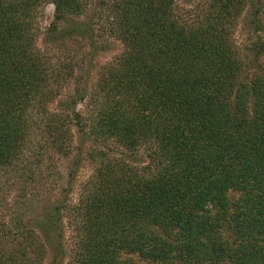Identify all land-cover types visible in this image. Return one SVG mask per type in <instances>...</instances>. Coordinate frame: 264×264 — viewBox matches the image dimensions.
Here are the masks:
<instances>
[{
	"label": "trees",
	"instance_id": "1",
	"mask_svg": "<svg viewBox=\"0 0 264 264\" xmlns=\"http://www.w3.org/2000/svg\"><path fill=\"white\" fill-rule=\"evenodd\" d=\"M43 1L50 0H0V179L23 155L31 129L25 114L51 98L46 65L29 48L24 24ZM51 1V31L59 33V21L80 15L87 4ZM208 4L205 15L195 17L178 12V0H113V25L129 48L107 67L112 101H96L86 131L76 105L88 93L77 85L60 102L61 113L73 114L50 117L45 129L39 127V162L44 148L68 151L70 124L80 128L81 142L92 136L130 150L155 141V158L142 172L127 169L126 160L96 167L85 183L81 213L71 222L78 234L72 236L69 264H264V74L250 72L228 27L245 0ZM252 15L259 36L251 47L255 60L264 52L263 21L260 10ZM66 29L88 33L92 56L99 50L93 25L76 21ZM40 111L46 113L39 107L34 113ZM28 171L30 178L19 179L25 192L28 183L41 181ZM2 190L0 181V212ZM67 196L47 202L31 226L18 218L0 226L1 241L14 234V247L0 251V264H36L32 254L43 256L53 242L58 251L50 264L61 263Z\"/></svg>",
	"mask_w": 264,
	"mask_h": 264
},
{
	"label": "rangeland",
	"instance_id": "2",
	"mask_svg": "<svg viewBox=\"0 0 264 264\" xmlns=\"http://www.w3.org/2000/svg\"><path fill=\"white\" fill-rule=\"evenodd\" d=\"M112 1L86 0L87 4L80 15H71L68 16V20L59 21V30L63 31L60 33L51 31L56 22V7L51 0L41 2L34 16L29 18L31 23L26 20L24 22L29 48L40 54L47 67L44 66V71L49 74L47 93L51 98L44 99L45 101H41L37 105L40 109L46 110L45 114L41 111L34 113L37 111V107L29 108L30 116L28 117L27 114L25 116L31 129L24 144L23 155L13 161L5 173H1L4 174L0 179L4 198L0 212V226H4V223L5 225L12 224V218L22 219L23 224L31 226L35 222V218L42 217L40 211H43L42 207L47 202L52 203L57 198H64L68 193V204L71 207L78 206L74 210L70 207L64 211L66 257L61 259L59 264H69L70 262L69 250L72 248V236L78 234L77 229L71 226V222L77 220V215L81 213L78 211L83 206L81 198L85 193V183L95 177L96 167L99 166V163L105 160L112 162L126 160L127 169L142 172L145 166L152 164L153 158H155L154 139L141 141L138 149L130 150L114 141H96L92 136L81 142L80 128L70 124L69 130L72 131V135L68 151L57 153L44 148L39 153L44 156L43 162L37 161L39 148L43 144V141L41 144L42 131L39 127L45 129V124L50 117L61 119L60 115L73 114L72 109L61 113L63 109L60 102L74 95L77 85L87 88L88 93L87 97L76 105V110L81 112L85 120L84 129L86 131H91L93 117L96 114L95 107L98 104L96 101L103 100L104 97H108L112 101L113 92L110 91L112 86L107 67L128 45H124L118 38L116 26L113 25L116 23H114L115 12L112 8ZM250 1L245 0V5L241 6L236 13L237 22L233 25L228 24V27L236 41L237 50L245 56L250 72L264 74V52L260 58L254 60V51L251 47L259 41V36L256 34L257 31L253 30L254 25L250 23L253 18L252 10H260L263 29L259 34H262L264 41V0H253L254 7L250 6ZM209 2L210 0H178L181 7L178 12L180 11L183 15L187 12L192 15L194 13L195 17L205 15L204 12L207 10ZM76 21L84 22V26L86 23L93 25L94 39L99 47L93 56L88 33L73 35V33L67 32V26L74 27ZM107 90L109 92H106ZM77 159H82V161L77 162ZM31 169L34 170L35 176H41V181L28 183L25 192L23 191L24 185L19 179L30 178L28 170ZM45 236H41V238L45 239ZM13 237L14 234L5 241L0 240L1 252L4 250L7 252L14 247L11 244L13 242H10ZM3 244L5 249L1 247ZM46 249L43 256L37 252L32 254L36 264L53 262L58 245L53 242L48 244ZM142 263L143 261L136 262V264Z\"/></svg>",
	"mask_w": 264,
	"mask_h": 264
}]
</instances>
